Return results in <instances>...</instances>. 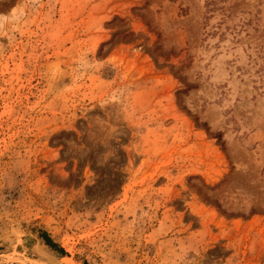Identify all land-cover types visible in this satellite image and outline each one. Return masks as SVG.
<instances>
[{
  "label": "rangeland",
  "instance_id": "374dc122",
  "mask_svg": "<svg viewBox=\"0 0 264 264\" xmlns=\"http://www.w3.org/2000/svg\"><path fill=\"white\" fill-rule=\"evenodd\" d=\"M0 264H264V0H0Z\"/></svg>",
  "mask_w": 264,
  "mask_h": 264
},
{
  "label": "trees",
  "instance_id": "16d2710c",
  "mask_svg": "<svg viewBox=\"0 0 264 264\" xmlns=\"http://www.w3.org/2000/svg\"><path fill=\"white\" fill-rule=\"evenodd\" d=\"M39 232H40L39 237L42 238V240L46 246H48L53 251L59 253L60 255H63V251H62L61 247H59L57 245V243L53 242L45 231H39Z\"/></svg>",
  "mask_w": 264,
  "mask_h": 264
},
{
  "label": "bare ground",
  "instance_id": "6f19581e",
  "mask_svg": "<svg viewBox=\"0 0 264 264\" xmlns=\"http://www.w3.org/2000/svg\"><path fill=\"white\" fill-rule=\"evenodd\" d=\"M44 254H46V253H44ZM48 254V253H47ZM49 256V255H48ZM51 256V255H50Z\"/></svg>",
  "mask_w": 264,
  "mask_h": 264
}]
</instances>
